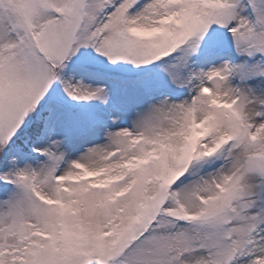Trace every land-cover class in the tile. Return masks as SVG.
I'll return each instance as SVG.
<instances>
[{"label": "snow or ice", "instance_id": "1", "mask_svg": "<svg viewBox=\"0 0 264 264\" xmlns=\"http://www.w3.org/2000/svg\"><path fill=\"white\" fill-rule=\"evenodd\" d=\"M0 264H264V0H0Z\"/></svg>", "mask_w": 264, "mask_h": 264}]
</instances>
